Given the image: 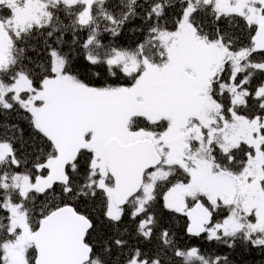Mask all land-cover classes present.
Segmentation results:
<instances>
[{
  "label": "snow or ice",
  "instance_id": "obj_1",
  "mask_svg": "<svg viewBox=\"0 0 264 264\" xmlns=\"http://www.w3.org/2000/svg\"><path fill=\"white\" fill-rule=\"evenodd\" d=\"M0 264H264V0H0Z\"/></svg>",
  "mask_w": 264,
  "mask_h": 264
}]
</instances>
